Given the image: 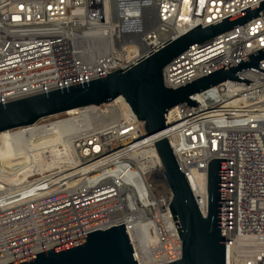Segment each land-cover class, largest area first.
Wrapping results in <instances>:
<instances>
[{
    "label": "built area",
    "instance_id": "1",
    "mask_svg": "<svg viewBox=\"0 0 264 264\" xmlns=\"http://www.w3.org/2000/svg\"><path fill=\"white\" fill-rule=\"evenodd\" d=\"M262 1L0 0V103L125 70ZM262 49L264 14L191 46L165 68L164 84L178 89ZM238 77L253 83L226 81L191 96L199 109L172 108L165 134L203 217L209 162L226 159L227 260L264 264V74ZM2 134L0 264L124 224L138 264L182 259L164 165L125 101L6 131L3 143Z\"/></svg>",
    "mask_w": 264,
    "mask_h": 264
},
{
    "label": "water",
    "instance_id": "2",
    "mask_svg": "<svg viewBox=\"0 0 264 264\" xmlns=\"http://www.w3.org/2000/svg\"><path fill=\"white\" fill-rule=\"evenodd\" d=\"M264 14V1L206 28L201 25L169 41L125 70L10 103H0V133L31 126L42 119L91 106L100 107L123 98L144 131L155 140L173 193L170 206L183 243L182 259L170 264H229L226 257V159H213L207 172L208 214L203 217L184 173L165 136L169 111L184 104L201 106L191 96L226 81L250 85L238 77L246 69L264 74V49L229 68L225 66L178 89L164 84V70L194 44L208 42ZM230 64V63H229ZM85 239L10 264H138L125 224L87 234Z\"/></svg>",
    "mask_w": 264,
    "mask_h": 264
},
{
    "label": "bare ground",
    "instance_id": "3",
    "mask_svg": "<svg viewBox=\"0 0 264 264\" xmlns=\"http://www.w3.org/2000/svg\"><path fill=\"white\" fill-rule=\"evenodd\" d=\"M112 3H113V1H112ZM116 102H124V99H123V98H119V99L116 100ZM126 104H127V103H126ZM2 135H3V136H2V138H1V142L3 143V142H5V141H7V140H6V132L3 133ZM165 136H166V134H165ZM166 138H167V137H166ZM151 145H156L154 139H152ZM0 152H1V156H3V157H4V156H7V155L9 154V150H8V148H5V147H3V146H2V148L0 149ZM138 239H139V240L141 239V236H140V235H138ZM141 250H142V249H141Z\"/></svg>",
    "mask_w": 264,
    "mask_h": 264
}]
</instances>
